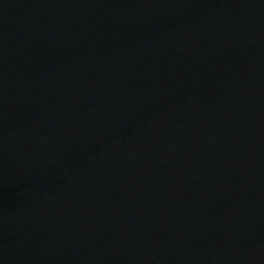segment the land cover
Here are the masks:
<instances>
[{
	"label": "water",
	"instance_id": "1",
	"mask_svg": "<svg viewBox=\"0 0 264 264\" xmlns=\"http://www.w3.org/2000/svg\"><path fill=\"white\" fill-rule=\"evenodd\" d=\"M0 264H264V0H0Z\"/></svg>",
	"mask_w": 264,
	"mask_h": 264
}]
</instances>
